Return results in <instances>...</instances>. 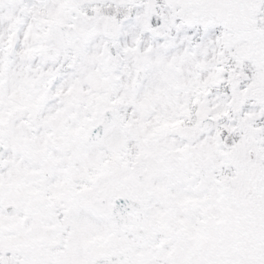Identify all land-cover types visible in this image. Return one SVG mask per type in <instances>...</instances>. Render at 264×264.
Returning <instances> with one entry per match:
<instances>
[{
  "label": "snow or ice",
  "instance_id": "obj_1",
  "mask_svg": "<svg viewBox=\"0 0 264 264\" xmlns=\"http://www.w3.org/2000/svg\"><path fill=\"white\" fill-rule=\"evenodd\" d=\"M0 264H264V0H0Z\"/></svg>",
  "mask_w": 264,
  "mask_h": 264
}]
</instances>
